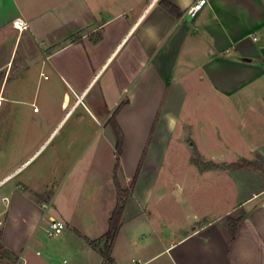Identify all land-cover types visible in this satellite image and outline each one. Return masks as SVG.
Listing matches in <instances>:
<instances>
[{
  "label": "crops",
  "instance_id": "crops-1",
  "mask_svg": "<svg viewBox=\"0 0 264 264\" xmlns=\"http://www.w3.org/2000/svg\"><path fill=\"white\" fill-rule=\"evenodd\" d=\"M194 1L0 0V264H107L117 184L115 264H264V0Z\"/></svg>",
  "mask_w": 264,
  "mask_h": 264
},
{
  "label": "trees",
  "instance_id": "trees-1",
  "mask_svg": "<svg viewBox=\"0 0 264 264\" xmlns=\"http://www.w3.org/2000/svg\"><path fill=\"white\" fill-rule=\"evenodd\" d=\"M114 131L117 137V146H116V165H115V170L118 166V157L120 155L121 151V144H122V137H121V132L119 129L115 126ZM248 168V169H256L258 171H263L260 166L251 164L246 161H242L238 164H234L231 166V168L236 169V168ZM117 189V201L116 205L112 211V214L108 220V229L106 233L98 240L89 242V244L98 250L99 254L102 256L103 260L107 264H115L111 258V251L115 242V239L117 237V234L119 232V229L121 227L122 223V214L124 207L126 205V202L130 196V193L128 190H123L118 184L116 185ZM234 225L232 226V232L234 233ZM1 251V247H0Z\"/></svg>",
  "mask_w": 264,
  "mask_h": 264
},
{
  "label": "built area",
  "instance_id": "built-area-1",
  "mask_svg": "<svg viewBox=\"0 0 264 264\" xmlns=\"http://www.w3.org/2000/svg\"><path fill=\"white\" fill-rule=\"evenodd\" d=\"M206 4H207V0H195L185 10V15L189 19H194L201 12V10ZM12 26L19 32L26 30L28 27L27 24L22 19L19 18H16L12 21ZM33 110L37 111V108H33ZM64 228L65 226L62 222L52 220L50 221L48 228L46 230V236L49 238L57 236L63 232Z\"/></svg>",
  "mask_w": 264,
  "mask_h": 264
},
{
  "label": "rangeland",
  "instance_id": "rangeland-1",
  "mask_svg": "<svg viewBox=\"0 0 264 264\" xmlns=\"http://www.w3.org/2000/svg\"><path fill=\"white\" fill-rule=\"evenodd\" d=\"M181 131V128L179 127V129L177 130V132H176V135H177V137L176 138H178V137H180V135H179V132ZM175 146V145H174ZM183 147V146H182ZM176 149H173V150H171L170 152L172 153V154H175V153H178V154H182V153H185L186 154V150H187V152H189L188 151V149L186 148V150H185V148H182V150L180 149L181 148V145H176V147H175ZM165 166H164V168L166 169V170H169V171H172V172H177L178 170L180 171L182 168H183V166L186 164V162H183V161H179V160H173V158L172 157H170V159L169 160H165ZM171 178H173V179H179L180 177H177L176 176V174H174L173 175V177H168V178H166V181H167V183L168 184H170V179Z\"/></svg>",
  "mask_w": 264,
  "mask_h": 264
},
{
  "label": "bare ground",
  "instance_id": "bare-ground-1",
  "mask_svg": "<svg viewBox=\"0 0 264 264\" xmlns=\"http://www.w3.org/2000/svg\"><path fill=\"white\" fill-rule=\"evenodd\" d=\"M1 102V101H0Z\"/></svg>",
  "mask_w": 264,
  "mask_h": 264
}]
</instances>
